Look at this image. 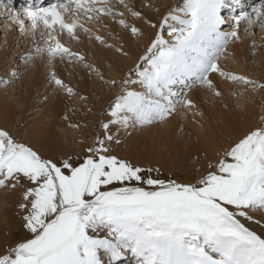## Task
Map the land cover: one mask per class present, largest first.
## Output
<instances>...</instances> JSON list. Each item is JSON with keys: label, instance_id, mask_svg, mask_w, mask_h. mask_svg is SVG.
<instances>
[{"label": "snow or ice", "instance_id": "1", "mask_svg": "<svg viewBox=\"0 0 264 264\" xmlns=\"http://www.w3.org/2000/svg\"><path fill=\"white\" fill-rule=\"evenodd\" d=\"M13 4L0 0L18 31L41 30L43 47L37 53L47 54L50 63L78 61L97 75L99 70L62 44L60 35L79 40L78 29L92 32L81 17L102 16L133 37L143 35L116 6L139 20L142 13L129 0H53L44 6L29 0L20 9ZM242 7V0H183L159 24L148 21L155 36L120 82L122 92L110 102L101 125L103 136L82 160L45 158L0 130V189H23L18 206L30 234L0 254V264H125L128 253L134 264H264V237L246 225L264 220V127L234 143L191 183L153 176L157 169L113 155L110 147L120 143V130L164 122L178 106L194 107L183 90L198 84L220 96L212 74L264 89L219 64L229 44L240 40L241 22L249 26L246 33L253 25L264 28V0L251 12H237ZM225 9L233 13L230 19L222 14ZM95 39L115 47L102 36ZM51 79L68 95L76 94L55 72ZM136 85L142 90H134Z\"/></svg>", "mask_w": 264, "mask_h": 264}, {"label": "rangeland", "instance_id": "2", "mask_svg": "<svg viewBox=\"0 0 264 264\" xmlns=\"http://www.w3.org/2000/svg\"><path fill=\"white\" fill-rule=\"evenodd\" d=\"M113 3L115 4V0ZM129 3L134 10L142 13V18L137 20L131 17L122 6H116L120 11L125 12L129 24H134L141 29L142 36H131L127 29L120 27L106 16H102L99 20H86L81 17V22L92 32L85 33L78 29L76 34L79 40L72 39L67 34L59 36L62 44L72 52L83 55L86 63L99 70V75L91 69L85 68L82 63L70 61L68 58H56L50 63L47 54L35 51L38 46L43 47L41 30L37 29L34 33L32 31L21 33L18 31L17 25L6 15L7 9L0 7V80L8 82L0 83V100L6 99L15 110L12 116L13 120L11 119L3 126L0 125V130L8 131L18 142L32 147L45 158L71 157L75 161L82 160L87 154V149L94 146L97 137L103 136L101 125L108 120L105 113L109 109L110 102L122 92L123 85L120 82L125 80L129 71L140 63L141 57L155 36L156 30L150 27L148 21L159 24L163 16L170 10L183 6V0H129ZM43 4L48 5L47 2ZM242 4V9H237V12L241 10L251 12L253 7H259L261 0H242ZM222 14L230 19L233 13L231 10L225 9ZM241 25L244 26L239 29V34L240 39L245 43L243 48L245 55L240 56L233 53L232 48L236 43L234 40L229 44L228 50L221 57L219 64L225 71L246 76L255 81L256 85L264 84V40H262L264 29L259 37L261 27L253 25L246 33L245 28L249 26L245 22ZM224 28L230 30L229 25H225ZM93 34L102 36L106 44H112L115 47L108 48L105 44H100ZM166 38L170 39V37ZM116 48H122L123 52H117ZM133 52L137 54L136 58L133 56ZM28 56L34 58L27 60ZM53 68L59 70L60 73H56L57 71L55 72ZM52 72H55L56 76L71 87L76 94L70 96L56 86L51 79ZM100 75L103 76V79H100ZM210 78L220 91V96H215L212 91L198 84L190 91L183 90L185 99L188 98L190 92L198 93L199 100L197 103H193L194 107L178 106L176 111L164 122L144 127L137 126L127 132L120 130V143L110 145L112 154L137 166L157 169L158 171L153 172L152 175L159 176L166 181L191 183L195 178L206 174L210 170L209 164H215L224 158V152L234 143L250 131L264 127V101H262L264 89L258 86L232 83L222 77L221 82H224L229 88L226 92L222 88L217 74H212ZM112 80L117 82L116 85L110 83ZM133 89L142 90L138 85L133 86ZM213 101L222 106L221 112L224 111L222 114L226 116L224 118L231 115L228 112V107L225 106L226 102L230 104L233 111L237 110V112L245 110V105H253L257 102L258 105L255 108L257 117H253L254 126L245 134H240L241 136L236 132L233 133L234 135H229L228 132L220 130L214 117H208L219 133L218 143L215 147L218 155L217 160L209 161L203 152L200 155L195 154L187 161L175 158L171 148L165 146L163 139L158 137L159 135L157 136L156 130L167 127L171 132L172 140L178 143L174 144L177 148L178 146L180 148L193 147L198 141L196 131L204 130L201 122L205 120L206 109L213 106ZM55 102L63 106L62 113H55L51 108ZM182 109L187 111L189 117H183V114H180ZM176 114L180 117H174ZM40 126L44 128L52 126L57 133L58 151L55 153L47 146L32 145V141L38 136ZM137 137H140L136 143L138 146L132 147L133 140ZM156 147L167 152L165 156L167 164H169L168 167L152 164L147 159L148 149ZM22 191L23 189H0V216L3 215L2 217L5 219L4 212L9 199L21 202ZM5 222L0 219L1 227L7 225ZM19 224L22 228L23 223ZM246 225L264 237V220H261L259 224L246 222ZM11 228L14 230L11 229L13 239L18 234L19 226L15 225ZM19 242L23 241L9 240L7 243L0 240V254H6L9 248L15 247ZM126 261L129 264H134V258L129 257Z\"/></svg>", "mask_w": 264, "mask_h": 264}, {"label": "bare ground", "instance_id": "3", "mask_svg": "<svg viewBox=\"0 0 264 264\" xmlns=\"http://www.w3.org/2000/svg\"><path fill=\"white\" fill-rule=\"evenodd\" d=\"M26 2L29 3V0H26ZM31 2L34 3L33 0H31ZM243 2H245V1H243ZM241 23H243V22H241ZM242 26H244V25L240 24L239 29ZM263 29L264 28H262L260 30V32L258 34L259 37H261L260 33L263 32ZM263 33H262V35H263L262 38L264 37ZM262 40H264V38ZM244 44L245 43L242 42L241 39L239 41H236V43L234 44V46L232 48L233 53L238 54L240 56H244L245 55L244 54L245 52L243 51V48L245 47ZM133 56L136 58L137 54L135 52H133ZM53 70L55 72L57 71L54 68H53ZM56 73H60V71L58 70ZM217 77H218V80L220 81L222 88L227 92V90H229V88H227V85L224 82H221L222 77L219 76L218 74H217ZM197 94L198 93L190 92L188 94L187 99L192 100L193 103H197L199 100V98H197ZM262 101H264L263 96H262ZM212 105H213L212 107L207 108L208 110L206 109V113L204 112L206 114V117L204 118L205 120L204 121L201 120L202 121L201 124H202V127L204 128V130L201 131V129H200L201 132L199 130L196 131V136L198 137V141L196 144L193 145V147L180 148L178 146V148H177L176 146H174V144L177 145L178 143L174 142L172 140L171 132L168 131L169 129H167V127H164L161 130H156L157 136L159 135L158 137L163 139L165 146L171 148V151H172L173 156L175 158H180L182 161H187L191 157H194L195 154L200 155V153L203 152L206 159H208L209 161L214 162L215 160H217L218 155H217L215 147L218 143L219 133H218V129L216 127H214V123L210 122L208 117L209 118L214 117L217 121L216 124L220 128V130L223 132H228L229 135H234L233 133H235V132L238 135L245 134V132L249 131L255 124V122L253 121V117H257V110L255 109L256 105H258L257 102L254 103L253 105H251V104L248 106L245 105V107H244L245 110H243V111L240 110V111H238L239 113L237 112V110L233 111L230 104L228 102H226L225 106L228 107V110H229L228 112L231 114L228 118H224L226 116L222 114V112L224 113V111L221 112V109H223V108L220 105V103L213 101ZM250 107H251V110H249ZM51 108L54 109L55 113H58V112L62 113L63 112V106L60 103L55 102ZM180 111H181L180 114H183V117H189V115L187 114V111H184V109H182ZM14 113H15V110H14L13 106L8 104L6 99L0 100V125L3 126L6 123H8V121H10L11 119L13 120L12 116L14 115ZM194 114H195V112H194ZM194 116H196V115H194ZM174 117H180V116L176 114V115H174ZM172 124H173V122H172ZM167 125H169V124H167ZM199 127H198V129H199ZM56 139H57V133L55 132V130H53L52 126H50L49 128L48 127L44 128V127L40 126L38 128V136L35 137V139L32 141V145L36 146V144H39V145L47 146L55 153L56 151H58ZM139 139H140V137H137L136 139L133 140L134 143H133L132 147L138 146L136 143H137V141H139ZM165 153H167V152H164L159 147H156V148L148 149L146 156H147V159H149L152 162V164H158L161 166L164 165V166L168 167L169 164H167V159H166ZM18 205H19V202L15 201V199H9L7 206H6L7 209L5 208V212H4L5 213L4 214L5 219L2 217L3 215L0 216V219H3L4 221H6L5 224H7L6 226L2 225V227L0 225V227H1V229H0V240L1 241H6L8 243L9 240H11V241H17V240L24 241V240L30 238V234L27 232V230L24 228V226L22 228H20L21 225L19 223L21 222L24 224L23 215L25 213L23 212V210H21L19 208ZM15 225L19 226V231H18V234H16L15 237H13V239H12V231H14V230L11 228V226H15ZM11 229H12V231H11ZM129 257L133 258L130 253H128L126 259H128ZM125 264H129V262L126 261Z\"/></svg>", "mask_w": 264, "mask_h": 264}]
</instances>
